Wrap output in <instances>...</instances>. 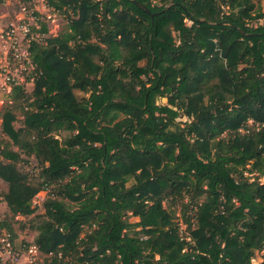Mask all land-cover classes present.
Segmentation results:
<instances>
[{
    "label": "trees",
    "instance_id": "1",
    "mask_svg": "<svg viewBox=\"0 0 264 264\" xmlns=\"http://www.w3.org/2000/svg\"><path fill=\"white\" fill-rule=\"evenodd\" d=\"M135 1L149 13L133 0H49L67 27L52 37L40 21L34 89L12 88L4 201L30 217L48 191L32 228L52 256L38 264H251L264 248L263 0ZM23 155L38 180L17 167ZM187 196L188 237L171 210ZM3 232L18 250L10 219Z\"/></svg>",
    "mask_w": 264,
    "mask_h": 264
},
{
    "label": "rangeland",
    "instance_id": "2",
    "mask_svg": "<svg viewBox=\"0 0 264 264\" xmlns=\"http://www.w3.org/2000/svg\"><path fill=\"white\" fill-rule=\"evenodd\" d=\"M21 0H5L0 3V36L6 32L9 25L20 17L19 4ZM28 9L35 8L41 13L40 20L44 21L47 24L49 34L48 36L56 37L61 34L67 27V20L64 15L60 12L54 11V9L50 6L49 0H30V2L25 3ZM262 8L264 10V0L261 2ZM31 11V10H30ZM187 24H191L187 22ZM36 27V30L40 28V24H33ZM35 33V34H34ZM32 36H35L36 40H42L43 36L38 32H34ZM46 36V38L48 37ZM45 38V37H44ZM30 39H28L29 41ZM31 70V69H28ZM31 72V71H30ZM29 71L22 72L19 74L20 81L23 83V86L26 88L28 93H31L34 89V84L32 80L26 81L31 74ZM4 82L3 79H0V148H3L4 142H8L9 138L3 132V116L7 109L12 107H17L18 102L14 104V101L11 98L12 88L8 87L3 89ZM76 95L79 98L88 97L89 94L82 93L80 91H76ZM158 104H167V99H159ZM14 113L17 117V120L14 122V126L17 129L22 128L23 126V113L17 108L14 109ZM177 122H179L182 126L185 123L189 122L187 117L181 116ZM249 127L252 128V123L249 122ZM69 136L67 133L63 132L59 134V138L64 140ZM15 150H17L15 148ZM17 167L22 170L24 173L28 174L32 181L38 180V175L40 172V168L34 158H29L23 155V161L17 164ZM249 168V166H248ZM246 176L249 177L250 181L257 180V175L255 173L250 174L249 172L245 173ZM259 180V179H258ZM262 183H264V179H260ZM132 182H130L131 184ZM128 184V185H130ZM8 192V185L0 179V222L5 218L10 219L12 222V226H14V230L17 234V239L15 240L18 248L20 249L23 246V243H32L34 244L35 238L37 236V232L32 228V226H36V223L39 221L41 215L45 212L42 208L43 202L46 200L48 191L40 192L33 200V206L37 207V212L30 217L17 216L14 217L10 210L7 207L6 202L4 201V195ZM188 196L186 198H178L175 199L172 203L171 210L176 213V217L174 221L180 227V234L182 236L189 235V231L184 223V219L182 217V213L184 211V205L188 202ZM164 205L169 206L170 204L165 202ZM189 217L194 215V212L189 210L187 212ZM131 222H138V218L131 217ZM87 230V229H86ZM27 259V258H26ZM25 263V259L22 260V264Z\"/></svg>",
    "mask_w": 264,
    "mask_h": 264
},
{
    "label": "built area",
    "instance_id": "3",
    "mask_svg": "<svg viewBox=\"0 0 264 264\" xmlns=\"http://www.w3.org/2000/svg\"><path fill=\"white\" fill-rule=\"evenodd\" d=\"M27 2L30 1L21 0L20 17H17L0 36V79L4 82L3 89L23 86L19 78L22 72L31 71L26 81L32 80L33 84L35 82L36 73L31 60L30 47L31 42L36 41L35 36H32L36 29L33 24L40 23L41 13L35 8L28 9L25 4ZM51 256L52 254L44 255L39 247L32 243H23V246L17 250L9 234L6 232L0 234V264H22L24 259L23 264H38ZM251 264H264V248L256 252Z\"/></svg>",
    "mask_w": 264,
    "mask_h": 264
},
{
    "label": "water",
    "instance_id": "4",
    "mask_svg": "<svg viewBox=\"0 0 264 264\" xmlns=\"http://www.w3.org/2000/svg\"><path fill=\"white\" fill-rule=\"evenodd\" d=\"M133 2H134L135 4H137L140 8L144 9L146 12L149 13L148 9H146L145 7H143L142 5H140L138 2H136L135 0H133Z\"/></svg>",
    "mask_w": 264,
    "mask_h": 264
}]
</instances>
